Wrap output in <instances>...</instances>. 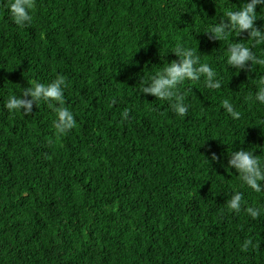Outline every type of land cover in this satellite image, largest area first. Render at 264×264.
<instances>
[{
  "label": "trees",
  "instance_id": "trees-1",
  "mask_svg": "<svg viewBox=\"0 0 264 264\" xmlns=\"http://www.w3.org/2000/svg\"><path fill=\"white\" fill-rule=\"evenodd\" d=\"M242 2L36 0L19 26L0 0V264H264V211L243 210L264 209V192L221 167L238 147L264 157V105L252 99L264 65L247 73L225 62L231 42L261 59L264 43L203 33ZM177 40L221 80L216 90L179 85L183 116L137 86L176 59ZM57 74L76 121L65 134L44 102L23 117L3 106ZM235 191L238 213L224 203Z\"/></svg>",
  "mask_w": 264,
  "mask_h": 264
},
{
  "label": "clouds",
  "instance_id": "clouds-1",
  "mask_svg": "<svg viewBox=\"0 0 264 264\" xmlns=\"http://www.w3.org/2000/svg\"><path fill=\"white\" fill-rule=\"evenodd\" d=\"M35 6L36 0H8L6 10L13 23L24 26L32 22V10ZM258 6L264 9V0H244L239 7L232 5L222 17H219L218 22L203 33L210 34V39L219 41L224 39L229 31H234L236 35L245 33L246 40L264 43V24L259 27L255 24V21L260 18L255 11ZM171 52L176 59L167 63L163 62L165 66L160 71L149 75L146 79H139L137 86L140 94L166 101L174 113L183 116L187 113L189 105L185 100L186 94L178 90L179 85L202 79L206 88L216 90L221 87V80L209 64L202 63L193 49L185 46L179 40ZM226 53V64L236 72L246 70L247 73H252L253 65H264V59L256 57L251 48L241 42H231ZM65 86V77L61 74H57L48 83L33 80L30 86L21 88L19 95H9L3 106L23 117L29 115L33 105L36 106L37 103L44 102L55 114L54 129L56 133L62 135L70 131L76 124L73 112L63 105ZM187 91H191V89ZM252 99L264 105V77H261ZM221 103L224 111L230 117H239V112L234 110L228 99L222 100ZM127 116L128 111L125 109L121 114V119ZM202 144L203 142L200 146ZM226 157V166L221 165L224 171L227 169L228 172L229 169H233L235 173L239 174L241 183L252 192H264V157L254 155L251 149L240 147L235 151L230 150ZM205 160L209 166L210 161L213 163L217 161V155L210 153L209 158ZM224 203L234 212H240L243 204L242 193L240 191L231 193ZM243 210L252 218H256L264 211L261 207L253 206H247ZM243 243L246 247L249 241L245 240Z\"/></svg>",
  "mask_w": 264,
  "mask_h": 264
}]
</instances>
